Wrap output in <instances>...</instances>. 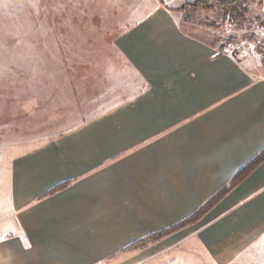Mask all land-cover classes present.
I'll return each mask as SVG.
<instances>
[{"label":"crops","instance_id":"crops-1","mask_svg":"<svg viewBox=\"0 0 264 264\" xmlns=\"http://www.w3.org/2000/svg\"><path fill=\"white\" fill-rule=\"evenodd\" d=\"M116 1L108 68L134 79L74 128L13 145L0 264H264V161L233 185L264 149L263 59L188 31L195 0Z\"/></svg>","mask_w":264,"mask_h":264},{"label":"rangeland","instance_id":"rangeland-1","mask_svg":"<svg viewBox=\"0 0 264 264\" xmlns=\"http://www.w3.org/2000/svg\"><path fill=\"white\" fill-rule=\"evenodd\" d=\"M111 2L0 0L1 174L19 151L13 145H33L74 128L134 79L108 68L114 55L106 32L113 26L111 17L121 12ZM248 5L249 21L243 26L215 7L191 5L181 11L182 24L220 46L244 40L246 53L263 59L258 47L264 41V3L249 0ZM8 213L0 209V229Z\"/></svg>","mask_w":264,"mask_h":264},{"label":"trees","instance_id":"trees-1","mask_svg":"<svg viewBox=\"0 0 264 264\" xmlns=\"http://www.w3.org/2000/svg\"><path fill=\"white\" fill-rule=\"evenodd\" d=\"M259 4L264 3L263 0H256ZM249 0H195L194 2L186 3L182 5L179 10H184L187 5L194 6V8H216L222 12L225 19L231 23L238 25H245L249 21L250 8L248 5ZM223 49V46H221ZM260 51V46L258 47ZM264 64V58H263ZM262 161H264V149L258 154L252 161H250L234 178L233 185L241 181L250 171L256 168ZM63 185L56 187L62 188ZM229 188L220 190L215 196H213L206 204L198 209L193 215L189 216L185 220L175 224L169 228L163 229L159 232L152 233L145 238L137 240L127 249L143 248L149 243L155 242L164 236L175 232L182 227L192 224L198 221L222 196L226 194Z\"/></svg>","mask_w":264,"mask_h":264},{"label":"built area","instance_id":"built-area-1","mask_svg":"<svg viewBox=\"0 0 264 264\" xmlns=\"http://www.w3.org/2000/svg\"><path fill=\"white\" fill-rule=\"evenodd\" d=\"M246 48L247 47L245 41L237 39L228 40L224 45V51L233 55H240L246 53ZM260 49L264 58V41L260 44Z\"/></svg>","mask_w":264,"mask_h":264}]
</instances>
